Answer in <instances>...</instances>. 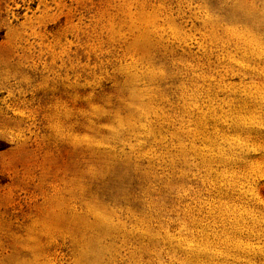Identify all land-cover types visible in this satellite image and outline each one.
I'll return each mask as SVG.
<instances>
[{
  "label": "rangeland",
  "instance_id": "374dc122",
  "mask_svg": "<svg viewBox=\"0 0 264 264\" xmlns=\"http://www.w3.org/2000/svg\"><path fill=\"white\" fill-rule=\"evenodd\" d=\"M0 264H264V0H0Z\"/></svg>",
  "mask_w": 264,
  "mask_h": 264
}]
</instances>
